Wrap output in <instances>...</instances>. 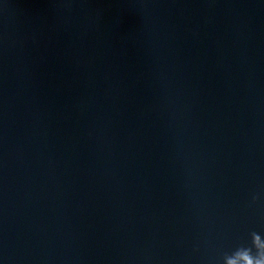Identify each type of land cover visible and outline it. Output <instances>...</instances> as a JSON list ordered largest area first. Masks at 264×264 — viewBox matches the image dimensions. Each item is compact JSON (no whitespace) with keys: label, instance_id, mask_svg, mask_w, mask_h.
Listing matches in <instances>:
<instances>
[{"label":"water","instance_id":"95a60500","mask_svg":"<svg viewBox=\"0 0 264 264\" xmlns=\"http://www.w3.org/2000/svg\"><path fill=\"white\" fill-rule=\"evenodd\" d=\"M0 264H264V0H0Z\"/></svg>","mask_w":264,"mask_h":264}]
</instances>
